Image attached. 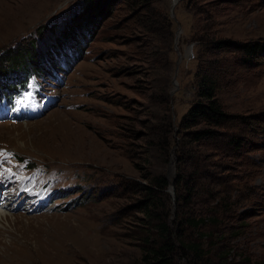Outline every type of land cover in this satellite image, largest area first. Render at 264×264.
Masks as SVG:
<instances>
[{
    "label": "rangeland",
    "instance_id": "rangeland-1",
    "mask_svg": "<svg viewBox=\"0 0 264 264\" xmlns=\"http://www.w3.org/2000/svg\"><path fill=\"white\" fill-rule=\"evenodd\" d=\"M82 1L0 0V57L25 47L35 71L6 80L16 88L9 94L0 83V196L11 203L0 222V264H142L144 238L156 233L140 190L146 171L178 174V122L193 99L201 34L260 46L247 60L236 46L206 49L220 60L219 99L236 115L221 129L240 144L193 145L222 178L215 197L200 190L192 204L215 218L182 225L184 239L202 242L205 264H264V0H177L174 15L172 0H154L151 31L119 0L60 44ZM161 7L173 29L168 59L158 56ZM176 175L173 191L165 188L173 229ZM172 264H187V255L178 251Z\"/></svg>",
    "mask_w": 264,
    "mask_h": 264
},
{
    "label": "trees",
    "instance_id": "trees-1",
    "mask_svg": "<svg viewBox=\"0 0 264 264\" xmlns=\"http://www.w3.org/2000/svg\"><path fill=\"white\" fill-rule=\"evenodd\" d=\"M119 0H83L81 12L76 16L74 23H69L63 29V33L69 30L63 38H59L60 44L68 40L74 34L78 33L80 28L88 30L89 25L99 22L106 16ZM132 9V15L136 23L143 29L151 31L154 27V0H128ZM156 8V7H155ZM160 14L157 13L158 29L163 33L164 41L160 45L158 56L168 59L167 49L172 40L171 16L168 10L161 7ZM62 33V34H63ZM199 41L198 56L200 60L194 71V94L186 112L182 115L178 122L179 137L177 138L176 150L178 153L177 170L178 174L174 180L176 195V213L174 221V229L168 223L169 203L167 202L168 194L165 188L168 185V179L163 172L151 173L146 171L145 178L147 183L142 185V197L138 199V204L144 213V217L152 224L156 236L153 238L146 236L143 243V255L141 257L142 264H172L173 257L176 253L187 255V264L206 263L205 249L200 241H186L185 233L182 225L187 224L193 228H198L206 223L207 220L214 219V214H201L199 208L192 207L194 199L199 195L201 190L202 196L206 199L215 197L218 188H215V182L218 183L222 176L214 170L206 167V155L198 148L193 149V145L203 147L208 141L220 143L224 149L229 151L235 149L240 144L239 137L232 132H226L221 128H225L236 119V115L227 112L218 96V90L221 83L220 60L218 58L209 60L206 55V49L223 51L227 46H236L243 52L242 58L247 60L248 57L256 55L259 44L256 41L245 40L239 41L222 37H208L204 39V34L198 35ZM198 37V38H199ZM70 44L73 41L69 42ZM18 49L15 53L9 52L7 55L0 57V83L4 86V94L15 91L13 87L5 88L6 80L10 82L19 81L27 75L23 71L30 73L35 72L28 70L30 64V54L23 47V51ZM247 57V58H246ZM34 65H38L37 58L32 57ZM8 66V67H7ZM25 69V70H23ZM10 86V85H9ZM1 91V92H2ZM168 125H172L170 119L167 120ZM232 125V124H230ZM162 127L164 126L161 125ZM149 138V133L147 134ZM164 146L171 143L170 135L162 138ZM176 143V140L175 142ZM193 150V151H192ZM166 152V150H165ZM209 177V180H206ZM205 179V180H204ZM231 194L226 192L222 198L226 201V197ZM226 205V203H223ZM159 207V210H157ZM212 211H219L217 206ZM226 208H230L229 204ZM227 210V209H225ZM177 239V243L174 241ZM249 264V263H240Z\"/></svg>",
    "mask_w": 264,
    "mask_h": 264
},
{
    "label": "bare ground",
    "instance_id": "bare-ground-1",
    "mask_svg": "<svg viewBox=\"0 0 264 264\" xmlns=\"http://www.w3.org/2000/svg\"><path fill=\"white\" fill-rule=\"evenodd\" d=\"M1 196H3V197H2V201L0 202V222H1L2 219L8 218L9 212H7L5 210H10L9 206L11 204L10 203V199H7L8 196H7V194L5 192ZM1 196H0V198H1Z\"/></svg>",
    "mask_w": 264,
    "mask_h": 264
},
{
    "label": "water",
    "instance_id": "water-1",
    "mask_svg": "<svg viewBox=\"0 0 264 264\" xmlns=\"http://www.w3.org/2000/svg\"><path fill=\"white\" fill-rule=\"evenodd\" d=\"M176 1L177 0H172V2H171V5H170V9H171V13H172V15H174V11H173V8H174V4L176 3ZM178 32V31H177ZM177 34V33H176ZM172 83L176 86V78H175V75L173 76V79H172ZM168 173L170 174V178H168V184H169V186H168V188H169V190H171V192L173 191V179H174V177H175V172H174V169H173V167H169V169H168ZM172 198H174L173 197V195H172Z\"/></svg>",
    "mask_w": 264,
    "mask_h": 264
}]
</instances>
